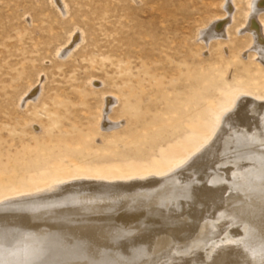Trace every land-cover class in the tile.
<instances>
[{"label":"rangeland","instance_id":"1","mask_svg":"<svg viewBox=\"0 0 264 264\" xmlns=\"http://www.w3.org/2000/svg\"><path fill=\"white\" fill-rule=\"evenodd\" d=\"M257 7L259 9L253 11L251 0H0V201L26 194H40L44 190L53 189L55 184L58 186L63 182L83 178L111 182L168 176L187 166L197 153L201 159L196 156L197 161H200L193 163L190 170L196 166V170L203 173L204 164H207L209 157L212 159L216 156L218 161L222 154L228 156L233 151L234 154L243 153L242 142L239 140H243L244 134L236 135L237 138L235 133L232 134L231 138H236L235 144L231 138V141L227 140L228 144L227 141H218V137L228 136L234 130L233 122L229 120L226 123L224 119L234 118L242 100L252 99L264 105V52L260 48L264 47V4H256L255 9ZM35 90V95L27 98ZM107 96L115 99L107 118L117 125L105 128L102 121ZM245 110L250 112L248 108L243 109L240 112L241 118L248 115L249 112L246 114ZM238 128L240 126L235 130H239ZM213 144L220 151L219 156L216 149L214 154L211 152L214 156L210 152L205 155L202 149ZM233 146L236 150L231 148ZM256 146L249 147V151H255ZM258 152V155L254 153V156L252 152L247 157L248 160L255 157L253 160L259 161L255 168L254 164H247L245 167L248 174L251 171L254 173V176L241 182L251 185L248 192L237 194L235 191L233 194L226 191L227 184L216 183L222 178L219 174L221 169L218 168L221 165V168L226 167V164L223 166L219 161L212 170L217 177L212 181L210 176H206L207 179L204 176L199 181V188L194 191L196 196L193 195L195 201L191 204L197 207L193 205L195 210L192 209L193 206L190 209L188 207L187 216L183 211L185 208L180 210L184 215L179 211V217L172 216L174 200L179 199L176 196L163 202L159 213H154L151 207L147 209L148 206L136 205L138 202L135 197H123L130 191H136L133 188L135 190L123 189L124 192L122 189L114 192L98 191L99 193L94 190L88 191L89 193L86 191L83 195L85 197L80 195L71 198L78 203L72 208L65 205L69 194H61L60 197L49 200L45 198L37 202L41 210L46 208L47 203H54L55 210H50L51 213L47 216L40 214L37 205L16 206L6 208L4 211L12 212L0 220L5 221L6 225H17L22 235H32L30 243L39 239L36 232L43 231L46 236L57 232L55 236L58 237L54 236L53 241H66L70 245L66 244L67 250L74 247L77 241L83 247L95 239L98 242L100 258L97 254V259L93 255L89 258L82 257L81 254L87 250L77 246V259L72 260L68 255L57 252L54 257L59 254L57 260L52 258L55 263L51 259L52 262H46L47 264H81L83 259L86 260L82 264H92L94 258L93 264H116L117 259L121 260H118L120 263L124 261L123 264H149L154 261V255L161 253L164 238L171 231L173 238L178 239H171L170 235V239L166 241H176L182 246L181 258H178L180 260L172 264H182L183 260L187 262L189 255L182 251L187 253L185 245L196 239H193L194 233L195 237L201 239L200 244L194 243L200 253L196 251L193 258L189 257L193 264H264V151ZM257 156L261 160L257 161ZM206 189L220 192L216 195V203L201 202L207 195ZM227 198L230 202L225 204ZM238 202L240 205L236 206L235 203ZM211 203L212 205H205ZM95 207L99 209L95 211ZM244 207L248 209L245 210ZM202 211L209 214L205 215ZM216 214L220 216L217 217ZM60 215L71 217L66 224L80 223L77 230L83 232L80 234L81 238L76 237L74 231L65 238L62 237L61 225L57 223L59 219L54 218ZM204 216L208 222L201 225ZM113 220L123 230H109L110 232L98 235L108 224L107 221L113 223ZM153 221L155 224L157 222L155 227ZM5 224L1 226V230H6ZM53 225V232H48ZM127 225L130 227H126ZM159 225L164 228L167 226L165 229L161 228L164 232L167 230L168 235L160 231ZM200 225L210 226L209 230L200 235ZM237 227L241 230L231 233ZM180 230L181 233L185 232L182 233L184 238L179 233ZM125 232L129 233L128 236L127 233L124 235ZM149 233L151 241L159 247L158 250L161 249L158 253H154L158 251L154 248L155 244H149ZM88 234L94 238L87 237ZM185 236L190 238L186 241ZM253 236L258 239H253ZM1 237L0 242L3 241L10 255L15 242ZM106 240L108 243L104 244V249L102 242L105 243ZM123 240L127 243L124 244ZM50 241H46L43 248L37 249L36 256L46 252L45 248L52 243ZM145 241L149 243H144ZM241 241L247 243L244 245ZM113 248L122 249L125 255H131L128 258L122 251L120 256L117 255L118 258ZM150 249L154 250L153 253ZM131 252L134 258L137 256L135 259ZM148 252L150 253L147 255ZM145 253V256L150 257L144 259ZM106 254L112 256L109 261L105 259ZM160 255L159 258H167L164 257V252ZM20 258L16 260V264L19 260L20 263H31L32 260L27 254ZM162 258L159 260H163ZM112 259L114 262L110 261ZM167 259L169 262L173 261L171 257ZM156 264H160V261Z\"/></svg>","mask_w":264,"mask_h":264},{"label":"bare ground","instance_id":"2","mask_svg":"<svg viewBox=\"0 0 264 264\" xmlns=\"http://www.w3.org/2000/svg\"><path fill=\"white\" fill-rule=\"evenodd\" d=\"M253 1V11H256V10H258L259 8L258 7H261V6H258L257 7V9H255V6H256V4L257 5H263L264 4V0H251V2ZM229 6V5H228ZM227 6V7H228ZM250 8H252V6L250 7ZM229 9V8H228ZM257 16V15H256ZM253 18V17H252ZM254 19V18H253ZM250 20V19H249ZM255 20V19H254ZM258 21V20H257ZM257 21L255 22V24L257 23ZM253 22V21H252ZM217 23V22H216ZM220 23H221V21H220ZM226 23V22H225ZM224 23V24H225ZM222 25H223V22L221 23ZM253 24V23H252ZM219 25V24H218ZM254 25V24H253ZM215 26H217V24L215 25ZM220 26V25H219ZM223 27V26H222ZM247 27V26H246ZM253 27V26H252ZM252 27L250 28V29H252ZM254 27H256V25L254 26ZM258 28H260V27H258ZM217 29V28H216ZM224 29V28H223ZM211 30V29H210ZM214 30V29H213ZM219 30H221V29H219ZM215 32L216 31H214V34H215ZM225 32V31H224ZM252 32V31H251ZM256 32V31H255ZM257 33H258V30H257ZM213 34V33H212ZM214 34L212 35V36H214ZM218 34V33H217ZM225 34V33H224ZM219 35V34H218ZM216 36V35H215ZM204 37V36H203ZM258 38V37H257ZM260 38V37H259ZM263 38V37H262ZM259 40V39H258ZM263 40V39H262ZM262 50H263V52H264V47H260ZM263 60V59H262ZM264 61V60H263ZM32 90V89H31ZM35 93H36V90L35 91H31V94L30 95H28L27 96V98H30V97H33L34 95H35ZM26 101V100H25ZM115 102V99L113 98V97H110V96H107L106 97V99H105V108L103 109L104 110V116H103V123H102V125L105 127V128H107V127H111V126H113L114 124L115 125H117L116 123H114V122H111L108 118H107V113H108V110L109 109H111L112 107H111V105L113 104ZM242 102V103H241ZM240 102V104H239V106H238V108H237V110H236V114H235V116H234V118H232V117H228V118H225L224 119V121L226 122V121H231V122H233V126L235 127H233V126H231V128L233 127L234 128V130H232V132H231V134L229 133V135L228 136H225V135H219V137H218V141L219 140H221V141H227V140H230L231 141V139H233V141H234V144H235V140L234 139H236L237 138V136L236 135H239V134H244L242 137H244L243 138V140L241 139V136H238V138L240 137V139L241 140H239V139H237L236 141H241L242 142V149L244 150L243 151V153H241L240 151H238V152H240L241 154H239V153H237V154H234L233 152V150H236V149H233L234 148V146L233 147H231L233 150V152H231L228 156L226 155H221V156H219V154H218V152H220V151H218L216 148V145H208V146H206L204 149H202L203 151H204V154L205 155H207L208 154V152H215L216 150V152H217V154H218V156H219V158H218V161H217V159H215L216 158V156H215V158L213 157L214 155V153L212 154L211 153V155H213L212 157L214 158H206L207 160H208V162H207V164L205 163L203 166V173L202 172H199L198 170H196V166H195V169L193 168H191V170H190V167H191V165L194 163V164H196L197 162H199V161H197L198 160V157L200 156L199 155V153H197L196 155H194L193 156V158L189 161V163H187V166H184L183 168H181V169H178V170H176L175 172H173V173H171L170 175H168V176H163V177H155V176H152V177H148V178H144L143 177V179H131V180H128V181H111V182H104V181H98L96 178H83V179H78V180H74V181H69V182H63V184H61L60 183V185H56L55 184V186L56 187H53V189H51L52 188V186H51V190H44V192H41L40 194H32V195H28V194H26L25 196H16V197H12V198H10L9 197V199H4L3 201H0V219H3V217H5V216H8V214H10V212H12V211H4V210H6V208H14V207H16V206H18V207H21V206H28V207H30V206H32V205H37L38 203V201H41V200H45V198L47 199V200H49V199H51V198H56L57 196H59L60 197V195L62 194H66L67 195V193L69 194V195H67V197H69V200H68V198H67V203L65 204V205H68V207L69 208H72V207H74V206H76L78 203L74 200V199H71V198H77V197H79L80 195L81 196H83V195H85L86 193V191L88 192V191H91V190H94V191H107V190H112V192H114V191H116V190H118L119 189V191L122 189H133V188H135L136 189V191H134V192H129V193H127L126 195H123V197H125V196H128V198H129V196L130 197H135L134 199H135V201H137L135 204L136 205H140L141 207H144V206H148V208L147 209H149L150 207L152 208V209H154V213L156 212L157 213V211H158V213H159V210H160V207L163 205V202H168L170 199H171V197H178L179 199L178 200H174V207L172 208V216H174V215H178V212L180 211V210H183L184 208V210L183 211H185V213L184 212H182V211H180V212H182V214L184 213L185 214V216H187L186 215V209L189 207V209H190V207L191 206H193V205H191L192 203H193V201H195V196H196V194H195V192H196V189H198L197 188V186H199L198 184H199V181L202 179V178H204V176H205V178L207 179L209 176H210V178L212 179V181H213V179H215V177H217V175L212 171V170H214L213 169V167L215 166V164L216 163H218L219 161H221L222 162V164H223V166L226 164V167L223 169V168H221V166L218 168V169H221V172L219 173L220 175H221V177L222 178H219L218 179V182L216 181V183H224V184H227L226 185V187H225V189H226V191L227 192H231V193H235V191L237 192V194H238V192L240 193H242V192H248L249 190H250V188H251V185L250 184H248L247 182H245V184H241V182H243V180H246V178H249L250 176H254V173L251 171V174L249 173H247V168H245L246 167V165L247 164H254L255 166H254V168L255 167H257L258 166V160L260 159H258V156L256 157V160L258 161V162H255L253 159H255V157H253V155L255 156L256 154H254V153H257V155H258V151H264V105L263 104H261L260 102H258V101H254V100H252V99H245V100H242ZM264 103V102H263ZM249 109L250 110V112L248 113L246 110H245V113L247 114L248 113V115L247 116H243V117H248V118H241L240 116H242V115H240V114H242V113H240V112H243L242 110L243 109ZM255 113H259L260 115H255ZM232 114V113H231ZM227 123V122H226ZM229 123V122H228ZM236 125V126H235ZM238 126H240V128H238L239 130H235ZM230 128V129H231ZM244 132V133H243ZM235 133V137L236 138H231L232 137V134H234ZM254 135H256V136H254ZM231 138V139H230ZM238 141V142H239ZM260 141L262 142V143H260ZM237 142V143H238ZM217 143V145H218V142H216ZM227 143H228V141H227ZM227 143L225 144L226 146H227ZM236 143V144H237ZM224 144V143H223ZM229 144V143H228ZM231 144H232V142H231ZM241 144V143H240ZM224 145V147H225V149H226V146ZM237 145H239V144H237ZM252 145H257L256 146V150L254 151V149H253V155H252V157H253V159L251 158V157H249V159L250 160H253V161H250V160H248L247 159V157L248 156H250L251 154H252V152H250L249 151V147H251ZM231 146V145H230ZM228 147V146H227ZM237 147V146H236ZM235 147V148H236ZM223 148V147H222ZM221 148V150H224V149H222ZM230 148V147H229ZM239 148V147H238ZM237 148V149H238ZM253 148H255V147H253ZM216 149V150H215ZM220 149V148H219ZM239 149H241V148H239ZM252 149V148H251ZM229 150V149H228ZM257 151V152H256ZM225 152H227V151H225ZM229 152V151H228ZM236 152V151H235ZM245 152V153H244ZM251 154H250V153ZM223 153V152H222ZM264 153V152H263ZM216 154V155H217ZM225 154V153H224ZM249 154V155H248ZM203 155V154H202ZM202 155H201V157H202ZM211 155H209V156H211ZM240 155H242V156H240ZM196 156H198V157H196ZM208 157V156H207ZM200 158V157H199ZM201 159V158H200ZM204 159V158H203ZM261 160V159H260ZM186 168V169H185ZM189 168V169H188ZM199 168H201V167H199ZM188 169V170H187ZM198 169V168H197ZM216 169V168H215ZM223 169V170H222ZM264 170V169H263ZM217 171V170H216ZM199 173H202V175L201 174H199ZM216 173H218V172H216ZM255 174H256V172H255ZM229 175H230V177H229ZM206 176H208V177H206ZM264 177V176H263ZM258 178H260V177H258ZM205 180V179H204ZM210 180V179H209ZM204 182V181H203ZM209 182V181H208ZM249 182V181H248ZM201 183V182H200ZM207 183V182H206ZM210 184V183H209ZM205 185V187H206V184H204ZM214 186H213V188H215L216 189V187H215V184H213ZM200 186H202V184L200 185ZM208 186V185H207ZM220 186V185H219ZM219 186H218V189H219ZM224 186V185H223ZM203 187V186H202ZM204 187V188H205ZM209 187V186H208ZM210 188V187H209ZM211 188H212V184H211ZM46 189V188H45ZM135 189H133V190H135ZM201 189V188H200ZM199 189V190H200ZM208 189V188H207ZM207 189H206V192H207V195L205 194V196L204 195H202V196H204V198L201 200V202H208V201H212V203L214 204V202L213 201H215V203H216V200H217V197L218 196H216L218 193H220V192H217L216 190L215 191H212L211 189L210 190H208L207 191ZM217 189V190H218ZM121 190V191H122ZM132 190V191H133ZM198 190V191H199ZM202 190V189H201ZM204 190V189H203ZM202 190V191H203ZM263 190V189H262ZM43 191V190H42ZM125 190H123V192H124ZM195 191V192H194ZM197 191V192H198ZM220 191V190H219ZM253 191V190H252ZM122 192V193H123ZM203 192H205V190L203 191ZM224 192V191H223ZM260 192V191H259ZM89 193V192H88ZM99 193V192H98ZM121 193V194H122ZM126 193V192H125ZM200 193V192H199ZM29 194H31V193H29ZM111 194V193H110ZM124 194V193H123ZM195 194V196H193ZM198 194V193H197ZM201 194H202V192H201ZM200 194V195H201ZM227 194H229V193H227ZM249 194V193H248ZM253 194V193H252ZM263 194V193H262ZM90 195V194H89ZM224 195V194H223ZM236 195V194H235ZM88 196V195H87ZM90 196H92V194L90 195ZM94 196H95V194H94ZM114 196V195H113ZM117 196V195H116ZM122 196V195H121ZM120 196V197H121ZM238 196V195H237ZM258 196V195H257ZM262 196V195H261ZM264 196V195H263ZM58 197V198H59ZM83 197H85V196H83ZM100 197V196H99ZM223 197V196H222ZM226 197V196H225ZM228 197V196H227ZM92 198V197H91ZM114 198V197H113ZM117 197H115V199H116ZM133 198H130V200L131 199H133ZM198 198H199V195H198ZM229 198H230V196H229ZM242 198V197H241ZM253 198V197H252ZM264 198V197H263ZM80 199V198H79ZM87 199V198H86ZM93 199H95L94 197H93ZM106 199V198H105ZM118 199V198H117ZM177 199V198H176ZM201 199V198H200ZM239 199H240V197H239ZM247 199V198H246ZM260 199H262V198H260ZM92 200V199H91ZM101 200V199H100ZM125 200V199H124ZM233 200V199H232ZM231 200V201H232ZM241 200H243V199H241ZM52 201V200H51ZM96 201V200H95ZM104 201H106V200H104ZM197 201H199L198 199H197ZM222 201V200H221ZM224 201V200H223ZM235 201V200H234ZM233 201V202H234ZM240 201V200H239ZM109 202H110V200H109ZM116 202V201H115ZM122 202V201H121ZM225 202V201H224ZM230 202V199H229V201H228V198H227V200H226V202H225V204H227V203H229ZM241 202V201H240ZM243 202V201H242ZM247 202V201H246ZM101 203V202H100ZM107 203V202H106ZM124 203V202H123ZM125 203H126V201H125ZM133 202L131 201V204H132ZM197 203V202H196ZM195 203V204H196ZM200 202H198L197 204H199ZM209 203V202H208ZM212 203L211 204H205L206 206H209V205H212ZM222 203V202H221ZM86 204H87V201H86ZM110 204V203H109ZM112 204H113V206H114V199H113V202H112ZM204 204V203H203ZM231 204V203H230ZM236 204V206H237V204H239V202L238 203H235ZM235 204H232V205H235ZM247 204H248V202H247ZM255 204V203H254ZM54 203L53 202H50V204H48L47 203V206H45L46 208H42V210H41V207L39 206V205H37V206H39V207H37V209L39 210V212H40V214H45L46 216L48 215V214H50L51 213V211L50 210H55L54 209ZM106 205V204H105ZM104 205V206H105ZM118 205H120V204H118ZM134 205V204H133ZM240 205V204H239ZM244 205V204H243ZM249 205V204H248ZM131 206V205H130ZM135 206V205H134ZM194 206H196L197 207V205H194ZM194 206H193V208L192 209H194ZM199 206V205H198ZM201 206H202V204H201ZM94 207V206H93ZM111 207V206H110ZM116 207H117V205H116ZM125 208L127 207V206H124ZM129 207V206H128ZM223 207V206H222ZM248 207V206H247ZM260 207V206H259ZM56 208V207H55ZM130 208V207H129ZM134 208V207H133ZM133 208H132V210L131 211H133ZM206 208V207H205ZM224 208V207H223ZM222 208V209H223ZM239 208H241V207H239ZM245 208V207H244ZM3 209V210H2ZM99 208L98 207H95V211L96 210H98ZM131 209V208H130ZM136 209V208H135ZM140 209V208H139ZM143 209V208H142ZM146 209V210H147ZM211 209H212V207H211ZM231 209H233V208H231ZM246 209H248V208H245V210ZM104 210V209H103ZM113 210V209H112ZM138 210V208L136 209V211ZM144 210V209H143ZM145 210V211H146ZM188 210V209H187ZM195 210V209H194ZM205 210H207V209H205ZM243 210V209H242ZM114 211V210H113ZM152 211V210H151ZM190 211V210H189ZM188 211V212H189ZM191 211H193V210H191ZM234 211V210H233ZM240 211V210H239ZM250 211V210H249ZM63 213L64 212H69V211H62ZM100 212V211H99ZM128 212V211H127ZM144 212V211H143ZM180 212H179V214H180ZM203 212V211H202ZM205 212V211H204ZM203 212V213H204ZM220 212V211H219ZM16 212H14V214H15ZM92 213V212H91ZM97 213V212H96ZM138 213V212H137ZM140 213H142V212H140ZM145 213V212H144ZM149 213V212H148ZM154 213H152L153 215H154ZM177 213V214H176ZM203 213H201V214H203ZM208 214H209V212H207ZM207 213H204L205 215L207 214ZM223 213H224V211H223ZM121 214V213H120ZM134 214V213H133ZM145 214H147V213H145ZM150 214V213H149ZM183 214V215H184ZM213 214V213H212ZM219 214V213H218ZM218 214H216L217 215V217L218 216H220V215H218ZM221 214V213H220ZM260 214V213H259ZM62 215V214H61ZM56 216V217H54V218H58L59 220L57 221V223H58V225H61L60 227H61V230H62V237L63 238H65L68 234H71L70 232L71 231H74L73 233H74V235L76 236V237H78V236H80V234L82 235L83 234V232H80V230H77V228L78 227H80L81 225H80V223L78 224V222H77V224H75V223H73V224H66V221H67V219L69 218V217H63V216ZM72 215V214H71ZM84 215V214H83ZM99 215V214H98ZM105 215V214H104ZM110 214H108V216H109ZM132 215V214H131ZM138 215V214H137ZM151 215V214H150ZM156 215V214H155ZM169 215V214H168ZM181 215V214H180ZM182 215V216H183ZM215 215V214H214ZM224 215V214H223ZM229 215V214H228ZM236 215V214H235ZM133 216V215H132ZM139 216V215H138ZM137 216V217H138ZM145 216H148V214L147 215H145ZM158 216V215H157ZM189 216V215H188ZM203 216V215H202ZM239 216V215H238ZM81 217H83V216H81ZM85 217V216H84ZM96 217H97V215H96ZM110 217V216H109ZM108 217V218H109ZM112 217V216H111ZM121 217V216H120ZM131 217V216H130ZM134 217V216H133ZM178 217H179V215H178ZM205 217V216H204ZM217 217H216V219H217ZM221 217H224V216H221ZM261 217V216H260ZM71 218V217H70ZM69 218V219H70ZM103 218V217H102ZM126 218V217H125ZM145 218V217H144ZM143 218V219H144ZM181 218V217H180ZM180 218H178V219H180ZM230 218V217H229ZM244 218V217H243ZM258 218V217H257ZM256 218V219H257ZM110 219V218H109ZM112 219H114V217L113 218H111V220ZM135 219H136V216H135ZM141 219V218H140ZM149 219H151V218H149ZM148 219V220H149ZM182 219V218H181ZM184 219H185V217H184ZM198 219V218H197ZM222 219V218H221ZM226 219V218H225ZM232 219V218H231ZM239 219V218H238ZM237 219V220H238ZM246 219V218H245ZM255 219V220H256ZM120 220H122V219H120ZM138 220H139V217H138ZM152 220H154L153 218H152ZM177 220V219H176ZM201 220V219H200ZM203 221H202V223H200L201 225L202 224H205L206 222H208V220H207V218L205 217L204 219H202ZM213 220H215L214 218H213ZM233 220V219H232ZM231 220V221H232ZM250 220H252V219H250ZM85 221H86V219H85ZM105 221V220H104ZM124 221V220H123ZM145 221V220H144ZM156 221V220H155ZM155 221H153V223H154V227H155V225L157 224V222H156V224H155ZM182 221V220H181ZM228 221V220H227ZM72 222V221H71ZM108 222V224L106 225V227H105V223H107ZM107 222H104V224H103V227H105L104 228V230L100 233V234H98V235H102V234H104V233H106L107 231H109V230H114V231H116V230H118V231H121V230H123L122 228H121V225L119 224V223H117V224H119V225H115L114 224V220H113V223H111V222H109V221H107ZM116 222H117V220H116ZM121 222V221H120ZM126 222V221H125ZM129 222V221H128ZM140 223H141V220L139 221ZM143 222V221H142ZM146 222V221H145ZM148 222H150L151 223V221H148ZM159 222H160V220H159ZM176 222V221H175ZM174 222V223H175ZM177 222H178V220H177ZM229 222V221H228ZM127 223V222H126ZM147 223V222H146ZM150 223H148V225H150ZM169 224H170V222H168ZM181 223H184V222H181ZM210 223V222H209ZM208 223V224H209ZM234 223H235V221H234ZM240 223V222H239ZM250 223V222H249ZM249 223H247V224H249ZM254 222L252 221V224H253ZM255 223H256V221H255ZM264 223V222H263ZM5 224V221H3V220H0V236H2L1 238H3V236L4 237H6V239L5 240H8V239H10V240H13L15 243H14V245H13V250H12V253L10 254V255H8V251L9 250H7V248H6V246L4 245V243H3V241L2 242H0V264H16L17 262H16V260H18L23 254H27L29 257H30V259H32V260H30L31 261V263H27V261L26 262H23V263H20V260H21V258H20V260L18 261V264H45L46 262H49L52 258L54 259V260H57L56 258L58 257V255L59 254H57V257L56 258H54L55 257V254L57 253V252H59L60 254H64V255H68L69 257H70V259H72V260H75V259H77V256H76V254L77 253H75V250H77L78 249V247L77 246H81V244H80V242H78L77 241V243L75 244V246L73 247L72 245L74 244H72L71 246V248L69 249V250H67L66 248V244H67V246L69 245L68 243H66V241H57V240H54L53 241V239H54V236H55V234H57V232L55 233V234H53V235H50V234H48L49 236H46V235H44L43 234V232H36V235H39V239L36 241V242H34V243H30L29 242V239L31 238V237H33L32 235H31V237L27 234V236L26 235H22V233H21V231H19V229H17V225H6L5 224V226H6V230H1V226L2 225H4ZM125 224V223H124ZM123 224V225H124ZM130 224V223H129ZM142 224V223H141ZM140 224V225H141ZM168 224V225H169ZM180 224V223H179ZM214 224H217L216 222L214 223ZM213 224V225H214ZM242 224V223H241ZM258 224H259V222H258ZM258 224H256V225H258ZM84 225V224H83ZM161 225V224H160ZM159 225V226H160ZM171 225H173V222H172V224ZM184 226V224H181V226ZM190 225V224H189ZM195 225V224H194ZM199 226L197 229H198V233L200 234V235H202L201 233H203V234H205L208 230H209V228L208 227H210L211 226V224H210V226H206V227H202V226ZM224 225V224H223ZM244 225V224H243ZM255 225V224H254ZM261 225V224H260ZM129 225H127L126 227H128ZM139 227V225H136V227ZM143 226H145V224L143 225ZM143 226H140L141 228L143 227ZM182 226V227H183ZM198 226V224H196V227ZM239 226V225H238ZM19 227V226H18ZM130 227V226H129ZM128 227V228H129ZM132 227V226H131ZM149 227H151V226H149ZM164 228L163 226H160V228ZM167 227V226H166ZM165 227V228H166ZM170 227V226H169ZM186 227V226H185ZM187 227H190V226H187ZM192 227H193V224H192ZM236 227V226H235ZM246 227H248V226H246ZM255 227V226H254ZM30 228H32L31 226H30ZM54 228H55V225H53V226H51L49 229H48V232H53V230H54ZM82 228H83V226H82ZM81 228V229H82ZM123 228H125V227H123ZM133 228V227H132ZM147 228V227H146ZM161 228V230L160 231H162L163 229ZM164 228V229H165ZM181 228V227H180ZM179 228V229H180ZM243 228V227H242ZM127 229V228H126ZM134 229V228H133ZM136 229V228H135ZM134 229V230H135ZM140 229V228H139ZM143 229V228H142ZM153 229H156V228H153ZM173 229H175V228H173ZM184 229H186V231L185 232H188V230H187V228H184ZM191 229V228H190ZM229 229V228H228ZM245 229H247L248 230V228H245ZM254 229V228H253ZM252 229V230H253ZM96 230V229H95ZM125 230V229H124ZM127 230H130V229H127ZM145 230V229H144ZM147 230V229H146ZM145 230V231H146ZM151 230V229H150ZM150 230H149V232H150ZM159 230H157L158 231V233L160 234V232H159ZM182 230V229H181ZM181 230H180V232L179 233H181ZM239 230H241V229H239V227H237V229H234L231 233H237ZM255 230V229H254ZM258 229H256V232H258L257 231ZM11 231H13L14 233L13 234H11ZM87 231V230H86ZM91 231V230H90ZM97 231V230H96ZM114 231H113V233H114ZM117 231V232H118ZM130 231H132V230H130ZM140 231H141V229H140ZM175 231H176V229H175ZM93 232V231H92ZM110 232V231H109ZM116 232V233H117ZM124 232V231H123ZM122 232V233H123ZM129 232V231H128ZM142 232V231H141ZM141 232H140V239H141ZM154 232V231H153ZM164 231H162V233H163ZM167 232V230H165V232H164V234L166 235H168V233H166ZM172 232V231H171ZM171 232L169 233V235H168V237L167 238H164L165 239V241H166V239H168L169 238V236L171 235ZM184 231H182V233L184 234L185 233ZM193 232V231H192ZM211 232H212V230H211ZM253 232V231H252ZM263 232V231H262ZM87 233H89V232H87ZM112 233V232H111ZM126 233L127 232H125V234L124 235H126ZM157 233V234H158ZM181 233V234H182ZM190 233H191V231H190ZM222 233H223V231H222ZM226 233V232H225ZM118 234V233H117ZM117 234H115V235H117ZM119 234H120V232H119ZM128 234L129 233H127V236H128ZM133 234H135V233H132V235ZM138 234V233H137ZM158 234V235H159ZM183 234L181 235L182 237H183ZM186 234H188V233H186ZM192 234V233H191ZM252 234V233H251ZM251 234L249 235L248 234V236H251ZM35 235V236H36ZM95 235V234H94ZM106 235H108V233L106 234ZM114 235V234H113ZM112 235V236H113ZM120 235H122V234H120ZM143 235H144V233H143ZM142 235V236H143ZM146 235V234H145ZM258 235V234H257ZM261 235H263V234H261ZM75 236H73V238L75 237ZM152 237H153V235H151ZM161 236H163V235H161ZM172 236V238L171 239H176V241H177V237H175V238H173L174 236H173V234L171 235ZM170 236V237H171ZM175 236H177L176 234H175ZM181 236H178V237H181ZM187 236V235H186ZM185 236V237H186ZM190 236H192V235H190ZM196 235H195V233H194V238L193 239H195V240H190V243H188L187 245H185V249L187 250V253H184L185 251H182L183 252V254H187V255H189V257H192L193 258V256H195V254H196V251H197V249L195 248V242H197V245L198 244H200V240L199 239H201V237L200 238H198V237H195ZM230 236H232V235H230ZM258 236H260V235H258ZM264 236V235H263ZM38 237V236H37ZM55 237H58V236H55ZM75 237V238H76ZM84 237V236H83ZM87 237H91V238H94V237H92V235L91 236H89V234H88V236ZM117 237V236H116ZM159 237H160V235H159ZM254 238L253 239H255V237L256 236H253ZM261 237V236H260ZM80 238H81V236H80ZM85 238V237H84ZM108 238V237H107ZM107 238H105V239H107ZM120 238H124V236H120ZM128 238V237H127ZM133 238V237H132ZM136 238H137V236H136ZM136 238H134V239H136ZM143 238H145V237H143ZM150 238V233H149V237H148V239ZM184 238V237H183ZM183 238H182V240H183ZM188 238H190V237H188ZM187 237L185 238V240L186 239H188ZM240 238V237H239ZM238 238V239H239ZM33 239V238H32ZM35 239V238H34ZM76 239H78V238H76ZM90 238H88V240H89ZM110 239V238H109ZM112 239H113V237H112ZM117 239V238H116ZM119 239V238H118ZM125 239H126V237H125ZM138 239V238H137ZM136 239V240H137ZM147 239V240H148ZM158 239V238H157ZM170 239V238H169ZM208 239V238H207ZM247 239H250V237L249 238H247ZM256 239H258V238H256ZM255 239V240H256ZM262 239H263V237H262ZM48 240H51L50 242H52L51 243V245H49V246H47L46 248H45V250H46V254L44 253V254H40L39 256H36V253H37V249H39V248H43L44 247V244H45V242L46 241H48ZM84 240V239H83ZM91 240V239H90ZM94 240V239H93ZM129 240V239H128ZM135 240V241H136ZM152 240V238H150V243L149 242H144V243H149V244H151V241ZM154 240V239H153ZM156 240V239H155ZM160 240V239H159ZM159 240L157 241V242H159ZM180 241H182L181 239H179ZM209 240V239H208ZM211 240V239H210ZM242 240V239H241ZM254 240V241H255ZM260 240V239H259ZM32 241V240H31ZM72 241V240H71ZM76 241V240H75ZM79 241H81V239L79 240ZM102 241V240H101ZM101 241H99V243L101 242ZM119 241V240H118ZM117 241V242H118ZM124 241H126V240H123V242ZM137 241H139V240H137ZM142 242H143V240H141ZM161 241V240H160ZM164 240H162V242H163ZM163 242L162 243V245H161V251L160 250H158V248L159 247H156L157 245L155 244V243H153L152 242V244H155V249L156 250H158V251H154V250H151V252L152 251H154V253H158L159 251L161 252V253H163L164 252V254H165V258L167 257H171L172 258V260L173 261H168V259L166 260V259H163L162 257V255H160V254H156V255H154V261L152 262V261H150L149 262V264H156V262L157 261H160V264H172V262L174 263L175 261H179L180 259H178V258H181L180 256H181V250H180V248L182 247V246H180V244L179 243H177L175 240H173V241H175V242H172L171 240H169V241H166V242ZM184 241V240H183ZM187 241V240H186ZM185 241V242H186ZM236 241H238L239 242V240H236ZM252 242H253V240H251ZM83 242V241H82ZM81 242V243H82ZM85 242H87V241H85ZM84 242V243H85ZM106 242H107V240L105 241V243L104 242H102L103 243V245H102V247L104 246L105 248H106V246L104 245V244H106ZM156 242V241H155ZM199 242V243H198ZM213 242V241H212ZM226 242V241H225ZM242 242V241H241ZM90 244H86V246L84 245V247L86 248V250L87 251H84L82 254H81V256L82 257H84V258H89V257H91L92 255L93 256H96V254L99 256V258H100V255H101V252L100 251H97L98 250V242L96 241V239L94 240V241H91V242H89ZM108 243V242H107ZM111 243V242H110ZM125 243H127V242H124V244ZM130 243V242H129ZM129 243H128V245H129ZM134 243V242H133ZM139 242H137V244H138ZM181 243V242H180ZM207 243V242H206ZM211 243V242H210ZM243 244L244 243H247V242H242ZM248 243H250V242H248ZM257 243V242H256ZM71 244V243H70ZM151 244V245H152ZM209 244V243H208ZM213 244V243H212ZM212 244H210L211 246H212ZM222 243H220V245H221ZM237 245H238V243H236ZM261 244V242L258 244V247H259V245ZM264 244V243H263ZM262 244V245H263ZM101 245V244H100ZM110 245V244H109ZM112 245V244H111ZM122 245V244H121ZM127 245V246H128ZM142 245V244H141ZM146 245V244H145ZM151 245H148V246H151ZM159 245V244H158ZM242 245V244H241ZM245 245V244H244ZM46 246V245H45ZM70 246V245H69ZM107 246H108V244H107ZM122 246H124V245H122ZM139 246V245H138ZM219 246V245H218ZM223 246V245H222ZM257 246V245H256ZM81 247H83V246H81ZM83 247V248H84ZM103 247V248H104ZM109 247V246H108ZM129 247V246H128ZM128 247H126V248H128ZM140 247V246H139ZM143 247V246H142ZM146 247H147V245H146ZM236 247V246H235ZM248 247V246H247ZM247 247H244V248H247ZM104 248V249H105ZM110 248V247H109ZM151 248H152V246H151ZM153 248V249H154ZM207 248V247H206ZM229 248H230V246H229ZM241 248V247H240ZM255 248V247H254ZM257 248V247H256ZM260 248V247H259ZM259 248H257V249H259ZM81 249V248H80ZM103 249V250H104ZM114 250H115V248H113ZM112 249V250H113ZM130 249H131V247H130ZM141 249H143V248H141ZM183 249V248H182ZM238 249V248H237ZM264 249V248H263ZM262 249V250H263ZM85 250V249H84ZM148 250V249H147ZM184 250V249H183ZM222 250V249H221ZM225 250V249H224ZM243 250V249H242ZM250 250V249H249ZM123 251V253H124V250H122V249H118V250H115V253L117 252V254H116V256L117 255H119L121 252ZM130 251V250H129ZM132 251V250H131ZM149 251V250H148ZM261 251V250H260ZM81 252V250L79 251V253ZM112 252H114V251H112ZM198 252V251H197ZM222 253L224 252V251H221ZM251 252V251H250ZM250 252L248 253V254H250ZM107 253V252H106ZM111 253V252H110ZM122 253V254H123ZM132 253V252H131ZM140 253V252H139ZM150 252H148L147 253V255L149 254ZM153 253V252H152ZM198 253H200V252H198ZM226 253V252H225ZM218 254V253H217ZM216 254V255H217ZM104 255V254H103ZM102 255V256H103ZM115 255V254H114ZM113 255V256H114ZM121 255V254H120ZM119 255V256H120ZM127 255V254H126ZM125 255V253H124V256H126ZM128 255H131L130 253H128ZM126 256V257H128L129 258V256ZM132 255H133V253H132ZM141 255H142V252H141ZM146 255V253L143 255V258L144 257H150V256H145ZM159 255L160 256H162L161 258L163 259V260H159V259H161V258H159ZM167 255V256H166ZM237 255V254H236ZM78 256H80V255H78ZM110 256L111 255H108V254H106V260H108L109 261V259H110ZM151 256H153V254L151 255ZM183 256V255H182ZM24 257V256H23ZM25 257H27V256H25ZM24 257V258H25ZM44 257V258H43ZM60 257V256H59ZM62 257V256H61ZM60 257V259H62ZM68 257V258H69ZM112 257V256H111ZM118 257V256H117ZM122 257H123V255H122ZM131 257V256H130ZM133 258H134V255L132 256ZM137 256L135 255V258H136ZM184 257H186V256H184ZM187 258V262H185V260H181L182 261V264L183 263H185V264H193L194 262H193V260L192 259H190V258ZM257 257V256H256ZM38 258V259H37ZM67 258V259H68ZM79 258V257H78ZM93 258V257H92ZM103 258V257H102ZM119 258V257H118ZM124 259H127V258H125V257H123ZM134 258V259H135ZM214 258H215V256H214ZM219 258V257H218ZM52 259V260H53ZM60 259H58L59 261H60ZM79 259H82V258H79ZM95 259V258H94ZM94 259H93V262H92V264L94 263ZM96 259H97V256H96ZM114 259V258H113ZM113 259L112 260H110V261H113ZM115 259H117V258H115ZM114 259V260H115ZM121 259V258H120ZM145 259V258H144ZM150 259V258H149ZM183 259V258H182ZM244 259V258H243ZM247 259V258H246ZM28 260V259H27ZM54 260H53V262H54ZM63 260V259H62ZM86 260V259H85ZM84 259H83V261H85ZM119 259H117V261L115 260V262H117L116 264H119L120 262L119 261H121V260H119ZM148 260V259H147ZM219 260H221V259H219ZM250 260V259H249ZM255 260H256V258H255ZM22 261V260H21ZM63 261H65V260H63ZM70 261V260H69ZM80 261V260H79ZM83 261H82V263H83ZM88 261V260H87ZM92 261V260H91ZM96 261H98V260H96ZM167 261V262H166ZM209 261V260H208ZM50 262H52V261H50ZM49 262V263H50ZM68 262V261H67ZM73 262V261H72ZM71 262V263H72ZM114 262V261H113ZM119 262V263H118ZM123 263H124V261H122ZM130 262V261H129ZM140 262H141V260H140ZM146 262V261H145ZM259 262H260V260H259ZM262 262V261H261ZM55 263V262H54ZM81 263V264H82ZM91 263V262H90ZM96 263V262H95ZM99 263H100V261H99ZM123 263H120V264H123ZM131 263V262H130ZM132 263H133V261H132ZM177 263V262H176ZM224 263V262H223ZM232 263V262H231ZM236 263H237V261H236ZM47 264V263H46ZM56 264H59V263H56ZM75 264H76V262H75ZM78 264V263H77ZM85 264H86V262H85ZM97 264V263H96ZM102 264V263H101ZM133 264H135V263H133ZM139 264V263H138ZM142 264H145L144 262L142 263ZM146 264H148V263H146ZM217 264V263H216ZM222 264V263H221ZM226 264V263H225ZM240 264V263H239ZM246 264V263H245ZM263 264V263H262Z\"/></svg>","mask_w":264,"mask_h":264}]
</instances>
